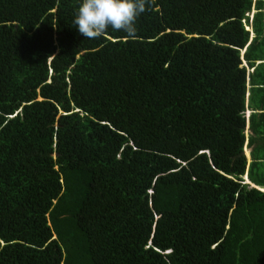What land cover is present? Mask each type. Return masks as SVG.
Instances as JSON below:
<instances>
[{
  "label": "trees",
  "instance_id": "trees-1",
  "mask_svg": "<svg viewBox=\"0 0 264 264\" xmlns=\"http://www.w3.org/2000/svg\"><path fill=\"white\" fill-rule=\"evenodd\" d=\"M80 2L0 0V264H264V0Z\"/></svg>",
  "mask_w": 264,
  "mask_h": 264
},
{
  "label": "clouds",
  "instance_id": "clouds-1",
  "mask_svg": "<svg viewBox=\"0 0 264 264\" xmlns=\"http://www.w3.org/2000/svg\"><path fill=\"white\" fill-rule=\"evenodd\" d=\"M152 2L154 0H81L72 25L86 39H99L109 28L133 37L138 17Z\"/></svg>",
  "mask_w": 264,
  "mask_h": 264
},
{
  "label": "crops",
  "instance_id": "crops-1",
  "mask_svg": "<svg viewBox=\"0 0 264 264\" xmlns=\"http://www.w3.org/2000/svg\"><path fill=\"white\" fill-rule=\"evenodd\" d=\"M251 16L249 17L250 20H252V17L253 15L255 14V10H252L250 12ZM246 30L249 31L250 33V37H249V42H251L255 35L252 31V28L251 26L247 27L246 26ZM244 51L241 52V54L243 55ZM260 62H256V66L259 65ZM243 65L246 67V70H247V89H246V110H245V118H246V123H247V126H246V130H245V134L246 136L248 137V135L250 134V130H249V118L251 117L252 114H256L257 116H259L260 114L264 113V92H260L262 94H259L258 92H254V90H257L255 88H262L264 89V86H260V87H255L257 86V84H264V81L262 80L263 77L261 78H254V84L256 85H253V78H250V75L253 74V71L254 69H250V68H247V65L246 63L243 61ZM254 97L255 100L254 102H252V104L250 103V99ZM244 153L247 157V161L248 163L251 161L250 160V150L245 146V149H244ZM244 181L246 183V181H248L247 179V175H245L244 177ZM249 185H252L254 186L253 184L248 183Z\"/></svg>",
  "mask_w": 264,
  "mask_h": 264
},
{
  "label": "water",
  "instance_id": "water-1",
  "mask_svg": "<svg viewBox=\"0 0 264 264\" xmlns=\"http://www.w3.org/2000/svg\"><path fill=\"white\" fill-rule=\"evenodd\" d=\"M251 187L255 188V186L250 185Z\"/></svg>",
  "mask_w": 264,
  "mask_h": 264
},
{
  "label": "rangeland",
  "instance_id": "rangeland-1",
  "mask_svg": "<svg viewBox=\"0 0 264 264\" xmlns=\"http://www.w3.org/2000/svg\"><path fill=\"white\" fill-rule=\"evenodd\" d=\"M251 16V14H249V17ZM242 55V54H241ZM246 114V113H245Z\"/></svg>",
  "mask_w": 264,
  "mask_h": 264
},
{
  "label": "bare ground",
  "instance_id": "bare-ground-1",
  "mask_svg": "<svg viewBox=\"0 0 264 264\" xmlns=\"http://www.w3.org/2000/svg\"><path fill=\"white\" fill-rule=\"evenodd\" d=\"M245 177V176H244ZM246 183H248V181H246Z\"/></svg>",
  "mask_w": 264,
  "mask_h": 264
}]
</instances>
